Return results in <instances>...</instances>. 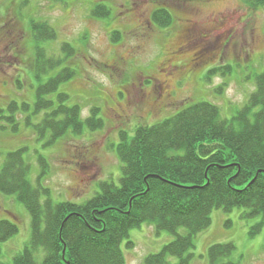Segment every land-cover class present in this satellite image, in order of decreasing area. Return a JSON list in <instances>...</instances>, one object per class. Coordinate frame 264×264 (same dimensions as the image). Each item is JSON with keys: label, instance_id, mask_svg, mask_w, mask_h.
<instances>
[{"label": "rangeland", "instance_id": "obj_1", "mask_svg": "<svg viewBox=\"0 0 264 264\" xmlns=\"http://www.w3.org/2000/svg\"><path fill=\"white\" fill-rule=\"evenodd\" d=\"M97 5H105L111 15L94 16ZM158 10L169 12L167 27L148 21ZM31 21H46L57 34L42 44L47 57L64 59V43L75 49L67 62L75 76L60 84L58 92L69 95L68 105L80 106L84 119L100 108L101 128L67 133L55 144L36 134L33 125L45 115H32L36 90L48 75L35 76ZM117 30L121 38L115 42ZM262 72L264 5L251 0H0V109L11 116V102L32 105L29 113H15V130L0 120V168L8 152L24 148L34 186L39 182L49 188L55 203H83L101 190V182L119 184L122 163L113 148L121 131L133 135L137 127L200 101L217 105L224 118H231L249 99ZM145 75L153 82L147 83ZM28 116L32 125L26 124ZM246 211L215 209L211 225L196 236L191 264H208L209 247L230 242L236 247L231 261L264 264V227L253 234L260 217L248 218ZM2 219L18 227L17 234L0 244V261L11 264L31 238V216L16 196L0 192ZM173 239L150 223L132 228L122 245L127 264H145L149 254ZM128 240L133 247L127 246Z\"/></svg>", "mask_w": 264, "mask_h": 264}, {"label": "trees", "instance_id": "obj_2", "mask_svg": "<svg viewBox=\"0 0 264 264\" xmlns=\"http://www.w3.org/2000/svg\"><path fill=\"white\" fill-rule=\"evenodd\" d=\"M251 2L264 5V0ZM92 12L97 18L111 15L105 5ZM152 19L160 27L172 21L164 10L156 11ZM30 27L36 43L35 76L48 75L37 87L32 114H45L33 125L38 137L48 136L47 143L55 144L67 133L101 128L100 108H93L84 119L80 106L68 105L69 95L58 92L60 84L75 76L67 63L75 49L64 43V59L47 57L42 44L57 38L54 28L46 21H31ZM120 38L121 31H114L112 40ZM255 82V90L231 118H224L217 105L200 101L160 122L137 127L133 135L121 131L113 148L122 163L119 184L101 182V190L83 203L53 202L49 188L31 183L26 150L8 152L0 168V192L16 196L31 216V238L11 264H127L123 242L142 223L174 235L159 252L149 254L145 264H191L196 236L211 225L215 209L247 208L244 216L260 217L252 233L260 232L264 227V72L256 75ZM30 107L13 101L7 109L11 116L0 109V120H7L15 130V113H29ZM26 124L32 125L29 116ZM39 160L44 164L42 157ZM17 232L15 223L0 220V244ZM133 245L128 240L127 246ZM235 248L231 242L210 246L208 264H236L229 259Z\"/></svg>", "mask_w": 264, "mask_h": 264}, {"label": "flooded vegetation", "instance_id": "obj_3", "mask_svg": "<svg viewBox=\"0 0 264 264\" xmlns=\"http://www.w3.org/2000/svg\"><path fill=\"white\" fill-rule=\"evenodd\" d=\"M132 7V6H130ZM166 9V8H165ZM152 20V16L148 18V21H150V24L154 21H151ZM143 78H145V81L148 83L150 80L152 81V78L148 75H145ZM142 80V79H141ZM153 82V81H152ZM151 82V85H153V83ZM145 82H143L140 86H144Z\"/></svg>", "mask_w": 264, "mask_h": 264}]
</instances>
